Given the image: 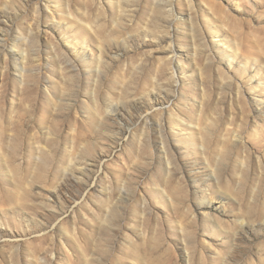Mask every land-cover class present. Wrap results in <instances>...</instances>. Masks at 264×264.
Listing matches in <instances>:
<instances>
[{
	"label": "rangeland",
	"instance_id": "rangeland-1",
	"mask_svg": "<svg viewBox=\"0 0 264 264\" xmlns=\"http://www.w3.org/2000/svg\"><path fill=\"white\" fill-rule=\"evenodd\" d=\"M0 264H264V0H0Z\"/></svg>",
	"mask_w": 264,
	"mask_h": 264
},
{
	"label": "bare ground",
	"instance_id": "bare-ground-1",
	"mask_svg": "<svg viewBox=\"0 0 264 264\" xmlns=\"http://www.w3.org/2000/svg\"><path fill=\"white\" fill-rule=\"evenodd\" d=\"M117 51H118V50H117V49H115V52H117ZM113 54H114V52H113ZM120 110L122 111V109H120ZM122 112H123V111H122ZM123 114L125 115V112H123ZM119 115H120L119 117H120V119H121V120H124V119H125V117H126V116H125V117H123L121 114H119Z\"/></svg>",
	"mask_w": 264,
	"mask_h": 264
}]
</instances>
